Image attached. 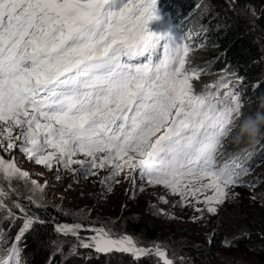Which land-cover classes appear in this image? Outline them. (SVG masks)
Returning <instances> with one entry per match:
<instances>
[{"label":"snow or ice","instance_id":"obj_1","mask_svg":"<svg viewBox=\"0 0 264 264\" xmlns=\"http://www.w3.org/2000/svg\"><path fill=\"white\" fill-rule=\"evenodd\" d=\"M229 3L234 8L236 0ZM163 4L0 0V222H8L7 230L0 228V264H24L26 234L46 223L32 208L43 207L48 181L32 179L19 166L21 156L55 169L56 179L62 170L97 177L107 191L122 180L130 195L162 187L178 198L173 207L201 214L194 219L217 214L237 195L234 188L254 189L264 179H245L252 171L244 149L221 162L224 141L245 107L244 78L223 70L197 90L194 81L205 70L191 66L193 38L176 32ZM158 199L168 203L164 195ZM97 223H57L54 231L77 241L73 251L175 264L160 243L143 245L110 222ZM60 251L57 245L49 264Z\"/></svg>","mask_w":264,"mask_h":264},{"label":"trees","instance_id":"obj_2","mask_svg":"<svg viewBox=\"0 0 264 264\" xmlns=\"http://www.w3.org/2000/svg\"><path fill=\"white\" fill-rule=\"evenodd\" d=\"M163 7L176 32L191 34L193 38L189 41L193 48L188 58L192 67L205 70L194 81L197 90L215 81L223 70L234 71L244 78L239 85L245 104L243 112L254 110L256 98L264 94V0H236L234 8L229 0H164ZM250 9L256 10L255 16ZM255 84L259 87L253 90L251 86ZM241 149L246 150L243 156L252 171L245 179L264 178V138L251 146L234 145L226 139L221 162ZM98 182L99 178L94 186ZM17 187L22 189L23 185L18 183ZM114 187L109 192L114 199L113 210L121 201L128 202L120 233L133 236L143 245L162 244L175 264H181V257L185 258L184 264H229L215 251L244 253L251 258L250 264H264V200L259 198L264 193V179L258 180L254 189L247 185L234 188L237 195L221 205L217 214L204 213L197 219L193 217L201 214L191 208H171L176 197H166L165 208L157 199L158 193L149 199L142 198L139 191L130 195L129 184L123 180ZM253 194L258 196L255 201ZM25 206L28 207L26 202ZM161 209L165 215L158 214ZM32 211L46 223L37 224L26 234L21 245L24 264H49L57 245L61 251L55 255L54 264H155L154 257L136 262L128 254H97L83 248L73 251L72 245L77 241L71 236L58 235L54 228L57 223H73L74 217L47 201ZM175 212L192 227H165L163 222L173 220L170 214ZM199 229L208 231L201 235ZM80 234L90 235L83 231Z\"/></svg>","mask_w":264,"mask_h":264},{"label":"rangeland","instance_id":"obj_3","mask_svg":"<svg viewBox=\"0 0 264 264\" xmlns=\"http://www.w3.org/2000/svg\"><path fill=\"white\" fill-rule=\"evenodd\" d=\"M184 19L185 17L181 19V22H183ZM18 163L22 169L32 174V179H37L41 184L48 181L47 187L44 189L43 201L53 203L61 211L69 213V215L75 218L73 222H81L86 226L91 221L98 222L96 226H99L100 222H110L108 224L109 227H112L118 233L121 232V222L126 215L125 208L128 206V202L124 200L121 201L120 204L115 206V210H113L114 199L110 197V191L102 188L99 182L94 186L97 178L89 177L84 179L73 175L70 171L62 170L60 172V178L56 179L55 169L48 171L43 167L30 163L22 156L19 157ZM101 175L103 176L104 174L102 173ZM18 183L23 185L22 189L18 188L21 195H28L23 182H17V184ZM113 188H115L114 184L112 185V189ZM159 189L160 187L152 188L145 186L144 190L139 191V193H141V197L145 199H149L151 195L155 196L156 193L159 194L158 196L164 195L168 197L163 189H161V191ZM164 206L167 208V203H164ZM171 208L176 209V207H173V202ZM170 215V218H173V220L163 222L165 227H192L189 223L185 222L186 219L181 217L178 212ZM7 227L8 222H0V228L6 229ZM17 227H19V223H17ZM193 229L197 230V228ZM207 231V229L198 230L201 235H205ZM14 233L15 230H13L10 235ZM162 247L164 246L162 245ZM170 252L171 251H169V253ZM215 253L229 264H250L252 261L251 258L244 253H227L222 251H215Z\"/></svg>","mask_w":264,"mask_h":264},{"label":"clouds","instance_id":"obj_4","mask_svg":"<svg viewBox=\"0 0 264 264\" xmlns=\"http://www.w3.org/2000/svg\"><path fill=\"white\" fill-rule=\"evenodd\" d=\"M256 108L243 112L236 127L230 134V142L234 145H254L264 138V94L256 98Z\"/></svg>","mask_w":264,"mask_h":264}]
</instances>
